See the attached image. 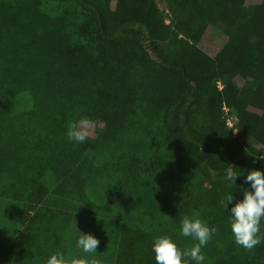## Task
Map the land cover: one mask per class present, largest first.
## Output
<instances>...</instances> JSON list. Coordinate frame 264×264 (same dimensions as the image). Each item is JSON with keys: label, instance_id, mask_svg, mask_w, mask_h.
<instances>
[{"label": "trees", "instance_id": "obj_1", "mask_svg": "<svg viewBox=\"0 0 264 264\" xmlns=\"http://www.w3.org/2000/svg\"><path fill=\"white\" fill-rule=\"evenodd\" d=\"M161 3L169 24L155 0H0V198L121 220L116 264H156L161 235L192 246L180 220L198 213L218 228L202 249L217 264L225 169L264 170V0ZM210 30L225 39L214 58L199 48ZM72 121L84 143L67 141ZM130 135L158 153L127 154ZM102 167L113 186L97 202L87 186ZM126 203L127 219L111 215ZM27 256L0 244V260ZM249 264H264V243Z\"/></svg>", "mask_w": 264, "mask_h": 264}, {"label": "clouds", "instance_id": "obj_2", "mask_svg": "<svg viewBox=\"0 0 264 264\" xmlns=\"http://www.w3.org/2000/svg\"><path fill=\"white\" fill-rule=\"evenodd\" d=\"M65 135L69 143H84L87 139V132L80 129L76 121L67 125ZM230 165L225 169V180L230 184H235L236 178L243 176L249 188L240 189L243 199L236 201L230 210L228 205L234 200L232 192L225 194L222 203L229 214V225L234 243L246 250H251L264 243V233L261 232L262 221H264V170H248L245 175L232 164ZM217 231L216 226L210 227L198 213H193L191 216L184 215L180 220L179 236L191 238L195 243L191 247L182 249L170 235L155 237L151 250L156 264H205L202 249L207 246ZM79 232L76 247L84 254L97 253L99 240L92 234ZM46 264H89V261L83 257L70 261L63 251L56 250L50 254ZM91 264H97V262L92 261Z\"/></svg>", "mask_w": 264, "mask_h": 264}, {"label": "crops", "instance_id": "obj_3", "mask_svg": "<svg viewBox=\"0 0 264 264\" xmlns=\"http://www.w3.org/2000/svg\"><path fill=\"white\" fill-rule=\"evenodd\" d=\"M8 202L12 203V207L15 208H13L12 212L4 213L6 220L3 221L1 219L2 221H0V244L19 242L20 238H24L25 236H27V233L29 234L30 232H32L30 231V226L34 227V231L35 229L37 231V228L39 227L35 225L36 223L40 222L41 219L48 220L53 218L51 212L49 211V208L39 207L31 217H27L28 210L23 206V204L13 201ZM40 209H45L46 211L39 213ZM62 212V216L58 217L59 245L56 250L63 251L70 261L74 258L80 259L83 257L89 261V264H91L92 261H96L97 264H116L120 236L123 228V222L121 220L105 216L98 217L68 211ZM8 221L10 222L9 224ZM26 221L27 224L24 225ZM19 222L20 224L22 223V225H20ZM25 226L27 227L25 228ZM5 227H9V235L7 233V235H3V232L1 233V229H4ZM78 230L82 233L92 234L99 240L97 253L84 254L80 249L76 247V240L80 235V232ZM47 233V230H43L42 233H38V235L40 234V239L38 241H34L32 247L29 246L28 242L20 239V244L23 245L28 256L25 258H7L4 260H0V264H46V261L50 254L56 251L49 250L52 249V240L50 233ZM42 234H45L46 236L43 238ZM47 240L50 245L48 244ZM41 248L45 249V253H37L35 255L31 254V249L40 250Z\"/></svg>", "mask_w": 264, "mask_h": 264}, {"label": "rangeland", "instance_id": "obj_4", "mask_svg": "<svg viewBox=\"0 0 264 264\" xmlns=\"http://www.w3.org/2000/svg\"><path fill=\"white\" fill-rule=\"evenodd\" d=\"M251 1H255V0H251ZM155 2L159 6L160 16L164 17L165 22L167 24H169L170 19L168 17H166L168 12L164 10V7L161 3V0H155ZM224 44H225L224 37L220 33H215V31L210 30L205 35L204 39L202 40V46H200L199 48H200V50L203 49L211 58H214L216 56V54L219 52V50L224 46ZM151 55L153 57H155L154 54H152V52H151ZM16 104H17L18 112L26 111L31 107L32 99H30L28 95H22V96L18 97ZM94 129H96V127H94ZM130 138L133 139L131 141V143L134 144V147H132L131 150H127V154L128 153L129 154H136L143 160L144 155H146V154H147L146 158L149 159L152 155H156L158 153L156 148L150 142H148L147 144H145V141L142 142V137H139V136L134 137L133 135H130ZM125 149H126V147H123V150H125ZM121 153H122L121 151H118L117 155H120ZM108 170L109 169L102 167L99 170V172L94 176V178L91 181H89L88 186H87V194L91 200L101 202V201H104L106 198H108V196L111 192V188L113 186V184H112L113 180H112L111 176H108V174H107ZM157 179L160 180L157 183V186H158V188L161 189V194L166 195L168 192V188L166 189V185H168L170 182H172L173 179L168 174H160V175H158ZM235 184L236 185L234 187V193H233L234 200H233L232 204L229 205V210L231 209V207L233 206V204L236 201L243 199V193L240 191V189L249 188V185L246 184L245 182L241 181V180H237ZM164 190H165V192H164ZM11 204L12 203H9L8 201H5L4 199L0 198V221L6 220L4 213L12 212L13 208H15V207H12ZM117 206H119V207H117ZM117 206L114 209V213H112L111 215L120 217L122 219H127L128 215L126 214V212H130L128 204L125 206L124 210L122 209V204H118ZM45 209H40L39 213L45 212L46 211ZM49 211L51 212L53 218L48 219V220H46V219L42 220L41 219L40 222L35 224L36 226L39 227V228H37V231H36V229L34 231V227L30 226V228H31L30 231H32V232H30L29 234L27 233V236L24 237L25 239L20 238V239H23L26 242H28L30 247L33 246L34 241H38L40 239L39 238L40 234L38 235V233H42L43 230H47V232L50 233L51 240H52V249H49V250L52 251V250L57 249V247L59 245V241H58V232H59L58 231L59 230L58 217L62 216L63 212L60 210H54V209H49ZM17 212H18V210H17ZM27 215H28L27 217L32 216V214L29 215L28 213H27ZM9 221H8V224L10 223ZM19 224H20V222H19ZM26 224H27V221L24 225H26ZM20 225H22V223ZM32 226H33V224H32ZM26 227L27 226H25V228ZM5 228H7V227H5ZM25 228H24V230H25ZM44 232H46V231H44ZM261 232L264 233V221H262ZM42 236L44 238L46 235L42 234ZM20 239H19V242H16V244H20ZM47 242H48V240H47ZM48 244L50 245L49 242H48ZM20 245H22V244H20ZM192 245H193V243H192ZM259 245L254 247L251 250H246L243 247L236 245L234 243V238H233V235H232V232L230 229L229 214H228L225 233L223 236V240L220 244V256L216 260V262H217V264H249L251 256L257 250ZM44 250L45 249H42V248L40 250L31 249V254L35 255L37 253H45ZM2 260H4V259H2Z\"/></svg>", "mask_w": 264, "mask_h": 264}, {"label": "built area", "instance_id": "obj_5", "mask_svg": "<svg viewBox=\"0 0 264 264\" xmlns=\"http://www.w3.org/2000/svg\"><path fill=\"white\" fill-rule=\"evenodd\" d=\"M229 125L232 127L233 126V123H232V121L230 120L229 121Z\"/></svg>", "mask_w": 264, "mask_h": 264}]
</instances>
